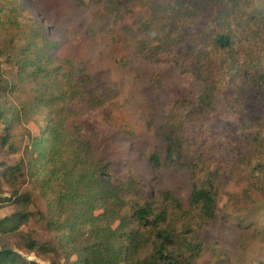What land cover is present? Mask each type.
<instances>
[{"label":"rangeland","instance_id":"rangeland-1","mask_svg":"<svg viewBox=\"0 0 264 264\" xmlns=\"http://www.w3.org/2000/svg\"><path fill=\"white\" fill-rule=\"evenodd\" d=\"M161 1L130 0L131 10L121 12L114 25L112 0H0V46L15 51L11 48L25 44L33 28L44 31L35 39L38 45L55 43L53 64L71 70L84 95L57 101L53 110L75 137L89 140L91 152L110 164L112 175L138 177L146 196L175 218L181 236L200 247L195 264H264V0ZM163 3L199 11L202 15L191 17L197 23L190 32L226 30L235 37L232 49L215 50L185 34L188 56L168 54L167 45L157 40L141 50L135 44L146 37L141 27ZM219 9L227 12L225 28L215 19ZM125 27L132 30L126 39ZM14 60L0 56L5 109L30 104L35 94L31 83L18 84ZM205 94L209 99L203 103ZM46 114L39 108L33 120L9 134L0 120V218L18 209L14 193H28L33 204L27 211L33 215L21 233H31L39 244H55V232L39 215H46V203L27 175L23 134L26 128L37 132ZM166 131L181 139L182 158L194 166L164 164ZM153 153L162 158L160 168L153 166ZM17 164L20 172L11 181L5 168ZM208 176L217 193L216 218L199 230L189 197L195 183ZM160 191L176 197L180 208ZM1 240L41 264H65L59 249L36 254L23 246L19 234ZM150 252L151 243L141 256Z\"/></svg>","mask_w":264,"mask_h":264},{"label":"trees","instance_id":"trees-1","mask_svg":"<svg viewBox=\"0 0 264 264\" xmlns=\"http://www.w3.org/2000/svg\"><path fill=\"white\" fill-rule=\"evenodd\" d=\"M129 1L112 0L114 25L121 12L131 10ZM152 1L162 3L161 0ZM108 10L111 12L112 6ZM197 14H200L199 11ZM197 14L188 7L163 3L162 9L143 23L141 28L146 37L137 41L136 46L144 50L157 40L167 45L168 54L185 57L190 52L186 49L185 34H191L198 44L205 43L220 51L231 50L235 37L226 30L211 35L204 30L198 34L190 32L197 23L191 17ZM226 17L225 9H219L215 14L222 28L226 27ZM128 31L132 30L125 27L122 32L124 39L128 38ZM43 33L41 28H33V33L26 36L25 44L17 49L11 48L15 51H7L0 46V56L6 60L15 59L18 84L31 83L35 86L30 104L22 102L19 107L11 106L9 109L2 104L0 120L9 134L14 126L33 120L39 108L47 112L37 132L26 128L23 134L28 140L27 175L46 203V215L38 213L45 220L46 228L55 232L57 243L39 244L31 233H21L20 227L26 225L33 215L27 211L33 201L28 193H14L13 200L18 209L0 218V264H41L1 240L3 236L18 234L23 239V246L36 254L59 249L65 264H195L200 247L181 236L175 218L170 220L166 208L146 196L138 177L132 174L126 177L112 175L110 164L91 152L89 140L75 137L65 125L64 117L53 110L52 105L57 101L66 103L84 93L81 80L76 79L71 70L62 71L61 64H53L50 51L55 43L47 41L44 46L36 43L35 39H41ZM145 56L150 58L146 53ZM201 57L200 52L198 61ZM77 73H83V69H77ZM93 98L91 96L87 100ZM98 98L102 99V95ZM201 99L205 103L209 95L205 94ZM175 119L179 122L183 120L179 114L175 115ZM163 138L166 143L164 164L166 161L177 165L191 163L182 158V142L174 132L166 131ZM150 159L156 168L163 164L160 154L153 153ZM5 171L13 181L11 177L20 172V165L6 167ZM160 196L173 202L176 209L180 208V202L168 191H160ZM189 204L196 211L199 230L216 218L217 193L211 177L195 183ZM129 208L131 214L127 213ZM149 243L151 252L141 256Z\"/></svg>","mask_w":264,"mask_h":264}]
</instances>
